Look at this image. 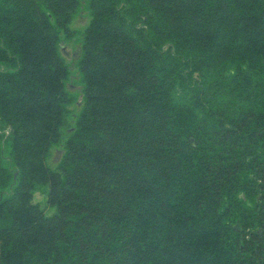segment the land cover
I'll return each mask as SVG.
<instances>
[{
  "label": "trees",
  "instance_id": "1",
  "mask_svg": "<svg viewBox=\"0 0 264 264\" xmlns=\"http://www.w3.org/2000/svg\"><path fill=\"white\" fill-rule=\"evenodd\" d=\"M0 264H264V0H0Z\"/></svg>",
  "mask_w": 264,
  "mask_h": 264
},
{
  "label": "rangeland",
  "instance_id": "2",
  "mask_svg": "<svg viewBox=\"0 0 264 264\" xmlns=\"http://www.w3.org/2000/svg\"><path fill=\"white\" fill-rule=\"evenodd\" d=\"M90 16L88 13H80L71 23L70 28L72 31L75 32V36L73 37L72 41L67 43L65 55V61L69 68L70 77L68 81V85L71 87L70 93L73 97V103L68 108L71 115H76L79 113L81 106L80 103L82 102L81 96V75L79 72L78 66V59L81 56V42H82V35L85 29L88 27L90 23ZM73 117L70 118V124L73 122ZM70 135V132L64 131L62 134V139L58 145L52 148L50 157L48 159V164L52 169H56L62 156L64 153V142L66 138ZM46 195L43 191L36 192L33 197V202L39 204L41 208L45 209L46 212L50 215L54 214V210H49L47 208L46 203Z\"/></svg>",
  "mask_w": 264,
  "mask_h": 264
},
{
  "label": "water",
  "instance_id": "3",
  "mask_svg": "<svg viewBox=\"0 0 264 264\" xmlns=\"http://www.w3.org/2000/svg\"><path fill=\"white\" fill-rule=\"evenodd\" d=\"M63 53H64V54H67V52H66V48H63Z\"/></svg>",
  "mask_w": 264,
  "mask_h": 264
}]
</instances>
